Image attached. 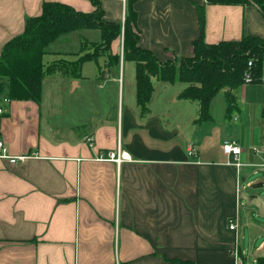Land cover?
Returning a JSON list of instances; mask_svg holds the SVG:
<instances>
[{
  "label": "crops",
  "instance_id": "0c3cea01",
  "mask_svg": "<svg viewBox=\"0 0 264 264\" xmlns=\"http://www.w3.org/2000/svg\"><path fill=\"white\" fill-rule=\"evenodd\" d=\"M45 1L82 12L95 9L92 0H0V54L29 17L42 13ZM99 1L105 18L116 23L123 22L132 1L139 44L162 62L193 55L200 35L198 6H204L208 43L264 37V14L252 1ZM64 35L46 47L44 57L60 53L50 47ZM100 40H84L77 54L85 41ZM111 50L121 55L116 68L129 61L123 58L122 35ZM103 57L104 63L101 57L87 61L81 76L71 77L75 90L67 94L68 117L64 93H55L50 106L45 102L44 81L40 102L0 95V140L10 156H26L17 163L0 157V264H258L264 257V168L257 166L261 154L254 148H264V87L252 83L264 86V71L262 82L247 81L237 90L231 110L227 91L221 90L211 103L212 120L198 122L195 101L179 97L188 84L179 88L182 81L158 79L154 84V77L147 113L137 104V85L127 103L122 95L116 114L87 110L88 93L82 100L73 96L98 76L86 75L89 63L99 67L97 79L105 78L108 68L109 79L122 82ZM242 96L261 119L257 126L241 125L237 137L226 121L239 122ZM231 140L241 147L238 158L223 149ZM119 146L130 161L96 159ZM230 219L237 220V231L229 228Z\"/></svg>",
  "mask_w": 264,
  "mask_h": 264
},
{
  "label": "trees",
  "instance_id": "16d2710c",
  "mask_svg": "<svg viewBox=\"0 0 264 264\" xmlns=\"http://www.w3.org/2000/svg\"><path fill=\"white\" fill-rule=\"evenodd\" d=\"M215 4H243L254 2L264 14V0H207ZM92 12L76 10L60 1H45L42 13L26 20L24 31L10 39L0 54V95L10 100L40 102L46 76L59 73L79 78L83 64L107 56V66H117L121 55L113 54L112 42L123 37V58L136 63L137 104L147 113L154 92L153 77L174 83L182 81L187 87L179 94L182 99L198 101V122L212 120L211 103L226 90L228 110L236 106V91L247 82H262L264 71V37L244 35L240 40L208 43L205 40L204 6H198L200 35L193 41V55L174 61H160L154 53L139 44L137 13L128 1L125 20L110 22L99 0H92ZM80 29H99L101 41L87 42L75 60L61 58L44 62L46 47L59 36ZM252 65L249 66V62ZM264 119V108L262 111ZM247 264V263H243ZM264 264V257L258 259Z\"/></svg>",
  "mask_w": 264,
  "mask_h": 264
},
{
  "label": "rangeland",
  "instance_id": "374dc122",
  "mask_svg": "<svg viewBox=\"0 0 264 264\" xmlns=\"http://www.w3.org/2000/svg\"><path fill=\"white\" fill-rule=\"evenodd\" d=\"M84 40H100V31L99 30H91V29H84L80 31H75L71 34L64 35L60 37L54 44L51 45L50 50L52 51H59L60 53L52 54L48 53L44 57L45 63H48V61H53L56 59L65 58L68 60H75L78 57L77 52L79 51L81 44ZM101 41V40H100ZM107 60V59H106ZM105 57L100 58V62L104 63ZM104 69V68H102ZM106 74V77H97L99 76V67L95 65L94 62L89 63L85 68L86 75H90L92 72H97L98 76L93 78L91 81L85 83V86L81 90L85 89V91H78L76 95L73 97L78 98V100H82L87 95H84L85 92L88 93V99L85 100V108L88 110L89 108L98 107L99 109L107 112L111 111V109H114V113L116 114L117 109L119 108L120 104H122V95H124V103L128 102V96L130 95V92L133 90L134 93L136 92V64L133 61H126L124 64H122L120 67H111L113 70V74H115L117 77L121 73L123 82H121L118 86L117 80L109 79V72L108 68ZM92 70V71H91ZM101 74V73H100ZM154 84H156L157 78L154 77ZM100 84L103 85L100 87ZM253 85H260L261 87H264L262 83H252ZM133 86V87H132ZM177 87H184L186 86L185 82L177 83ZM80 89V88H79ZM264 90V88H261ZM75 90V81L71 77H62L59 73H55L52 75H48L44 79V92H45V102L50 106L51 103L56 101L54 99V94L58 92H62L65 94V98L63 100L64 107H62L63 113L66 117H68L67 114V94L70 92H73ZM239 90V89H238ZM251 91H254V89H251ZM237 92V91H236ZM245 91H241L239 94H244ZM224 98H226V95L222 93ZM262 94V93H260ZM3 96V95H1ZM222 99V97H220ZM58 101V100H57ZM91 101H94L92 103V107L90 105ZM238 101V100H237ZM195 104H197V108L199 111V103L198 101H195ZM239 106L242 108L241 113L238 115L240 116L239 122L236 120L232 121H226L227 122V128L228 132L231 135H235L238 137L241 125H245V127H249L250 124L253 126H257L259 123L260 114L257 107H253L250 109V104L245 101L243 96L241 97V100L239 101ZM222 108V104L220 102V99L217 101V103L214 106V116L217 118L220 115V111ZM195 111V110H194ZM57 116V113H55ZM46 116V114H45ZM235 117V116H234ZM47 118V116H46ZM236 123V124H234ZM240 123V124H239ZM264 149V148H259Z\"/></svg>",
  "mask_w": 264,
  "mask_h": 264
},
{
  "label": "built area",
  "instance_id": "2783aa9c",
  "mask_svg": "<svg viewBox=\"0 0 264 264\" xmlns=\"http://www.w3.org/2000/svg\"><path fill=\"white\" fill-rule=\"evenodd\" d=\"M124 20H125V13H124L123 21ZM251 65H252V62L250 61L249 66ZM247 81H251L250 74L247 75ZM0 112H2V109H0ZM223 149L225 153H227L228 155H234L236 158H238L239 154L241 153V147L236 140L224 142ZM254 151L256 153L261 154V161L260 163L257 164V166L260 168H264V149L254 148ZM0 157L8 159L11 163H17L18 161L24 160L26 158V156H10L7 153V147L3 140H0ZM96 159L101 160V161H113V162L120 164L121 162H124V161H130L131 156L127 151L122 150V148L119 146L117 150H109L108 152L99 155ZM238 164L240 165V163ZM229 228L231 230L237 231L238 229L237 220L230 219ZM238 247H239L238 242L236 241L235 246H234V250L236 254H238Z\"/></svg>",
  "mask_w": 264,
  "mask_h": 264
}]
</instances>
